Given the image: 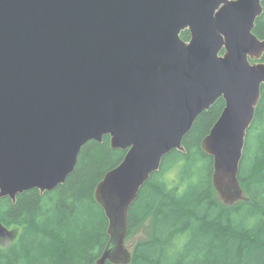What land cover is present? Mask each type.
<instances>
[{
    "label": "water",
    "instance_id": "obj_1",
    "mask_svg": "<svg viewBox=\"0 0 264 264\" xmlns=\"http://www.w3.org/2000/svg\"><path fill=\"white\" fill-rule=\"evenodd\" d=\"M263 1L0 0V197L55 189L84 145L110 136L128 152L95 189L109 220L96 264H128L141 187L224 98L202 147L220 198L243 200L240 164L264 84L254 33Z\"/></svg>",
    "mask_w": 264,
    "mask_h": 264
},
{
    "label": "trees",
    "instance_id": "obj_2",
    "mask_svg": "<svg viewBox=\"0 0 264 264\" xmlns=\"http://www.w3.org/2000/svg\"><path fill=\"white\" fill-rule=\"evenodd\" d=\"M254 33L264 39V1ZM182 36L189 40L191 33ZM225 105L219 98L202 113L184 138L186 151L165 155L141 187L126 241L143 230L145 237L128 264H264V84L240 164L244 199L234 205L217 193L214 158L202 147ZM127 152L114 149L110 136L90 141L65 183L45 193L29 190L16 202L0 197V222L19 229L0 245V264H96L109 241V220L95 189Z\"/></svg>",
    "mask_w": 264,
    "mask_h": 264
},
{
    "label": "rangeland",
    "instance_id": "obj_3",
    "mask_svg": "<svg viewBox=\"0 0 264 264\" xmlns=\"http://www.w3.org/2000/svg\"><path fill=\"white\" fill-rule=\"evenodd\" d=\"M6 227V226H5ZM7 229L10 231L9 234H5V235H1L0 236V245H6L8 243H10L14 237L17 235L19 229L15 226H11L10 228L7 227ZM141 231V230H140ZM138 231V232H140ZM144 232L138 234L137 236H132L134 238H130L129 241H126L127 246L129 247L130 250H132L135 242L140 239V238H144L145 237V230H143Z\"/></svg>",
    "mask_w": 264,
    "mask_h": 264
}]
</instances>
